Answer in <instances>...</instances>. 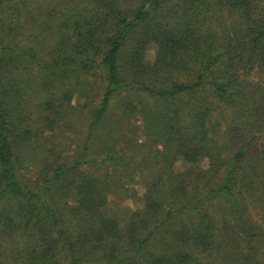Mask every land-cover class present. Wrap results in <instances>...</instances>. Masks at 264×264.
Here are the masks:
<instances>
[{"label":"trees","instance_id":"obj_1","mask_svg":"<svg viewBox=\"0 0 264 264\" xmlns=\"http://www.w3.org/2000/svg\"><path fill=\"white\" fill-rule=\"evenodd\" d=\"M97 79L83 149L27 181L17 146L54 130ZM123 89L172 114L149 176L167 187L160 218L130 230L104 212L108 176L93 171L120 156L90 152ZM175 155L190 167L171 181ZM71 187L77 204L60 207ZM0 238L20 244L12 264L263 263L264 0H0Z\"/></svg>","mask_w":264,"mask_h":264},{"label":"rangeland","instance_id":"obj_2","mask_svg":"<svg viewBox=\"0 0 264 264\" xmlns=\"http://www.w3.org/2000/svg\"><path fill=\"white\" fill-rule=\"evenodd\" d=\"M156 52L157 46L151 44L145 54L146 60L154 61ZM90 81L89 86L86 85L87 92L82 95L74 93L70 108L59 116L54 130H47L39 137H29L17 146L21 173L27 181L37 179L46 162L70 159L83 149L92 110L99 105L105 86L100 79ZM92 88L96 91H92ZM94 95L96 97L93 101ZM171 117L172 114H169L167 104L162 99L137 89H123L112 96L104 119L94 131L90 142L92 156H120L114 162L95 167L93 171L108 176L109 200L104 206V212L116 218L122 229H132L143 218L145 223L160 218L153 207L156 201L160 203L162 191L167 187L166 184L162 187L153 186L149 183V176L152 172L161 170L158 167L165 163L160 152L169 139L167 135ZM173 160L169 168L175 172L169 170V173L171 181H176V177L185 173L190 166L181 156L175 155ZM207 163L205 160L203 165ZM61 193L58 202L60 207H64L66 201L72 206L77 204L74 188ZM16 239L20 241L21 238ZM19 245L15 239L0 238V261L12 264V259L20 249Z\"/></svg>","mask_w":264,"mask_h":264}]
</instances>
